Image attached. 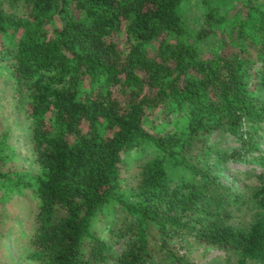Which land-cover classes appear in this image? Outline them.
I'll return each instance as SVG.
<instances>
[{"label":"trees","instance_id":"obj_1","mask_svg":"<svg viewBox=\"0 0 264 264\" xmlns=\"http://www.w3.org/2000/svg\"><path fill=\"white\" fill-rule=\"evenodd\" d=\"M181 1L0 0V75L35 165L16 160L0 114V264L17 227L39 264H203L199 246L264 262V10L242 0L228 29L206 0L193 31ZM234 162L256 178L247 223L223 178Z\"/></svg>","mask_w":264,"mask_h":264},{"label":"rangeland","instance_id":"obj_2","mask_svg":"<svg viewBox=\"0 0 264 264\" xmlns=\"http://www.w3.org/2000/svg\"><path fill=\"white\" fill-rule=\"evenodd\" d=\"M212 2L220 4L221 9L229 16L230 21L227 26L229 29L231 26H235L238 20L244 15L246 11V5L242 3V0H211ZM253 4L264 10V0H252ZM206 8V0H182L180 4V12L185 20L186 25L195 31L202 19V13ZM258 15V14H257ZM259 17H251L245 24V32L249 35L255 36V32L258 28ZM206 40L200 42L203 46ZM13 84L12 78H9L3 74L0 75V114L3 118L4 128L9 131L10 139L16 146V160L21 165L35 169L33 163L30 144L28 141L29 128L26 123L25 115L21 107H17V102L13 95ZM250 165L244 162H234L223 171L224 180L227 182H234L238 186H241L243 190V201L232 206L234 213V220L238 223H247L250 221L254 214L253 200L250 198L251 187L256 184V178L246 174V170ZM236 169L240 170V174H235ZM256 170H260L259 167ZM238 176V179L235 178ZM34 205V200L28 195H24L19 198H15L13 201V207L18 209L19 227L23 225L25 227L29 223L27 218L28 212ZM20 233V229L17 230L13 235H10L5 242L2 252L9 258L10 264H39L24 254L27 251L26 240ZM198 256L200 257L203 264H232V259H226L223 257V252L216 249L215 247L210 248L209 252H205L202 255V247H198ZM1 255H3L1 253ZM248 264H264V262L255 263L249 261Z\"/></svg>","mask_w":264,"mask_h":264}]
</instances>
